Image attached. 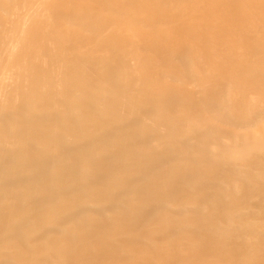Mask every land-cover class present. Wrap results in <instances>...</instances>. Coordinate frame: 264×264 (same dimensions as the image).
Instances as JSON below:
<instances>
[{"label": "bare ground", "instance_id": "bare-ground-1", "mask_svg": "<svg viewBox=\"0 0 264 264\" xmlns=\"http://www.w3.org/2000/svg\"><path fill=\"white\" fill-rule=\"evenodd\" d=\"M0 264H264V0H0Z\"/></svg>", "mask_w": 264, "mask_h": 264}]
</instances>
